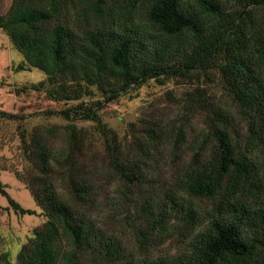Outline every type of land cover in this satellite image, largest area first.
<instances>
[{
    "label": "trees",
    "instance_id": "16d2710c",
    "mask_svg": "<svg viewBox=\"0 0 264 264\" xmlns=\"http://www.w3.org/2000/svg\"><path fill=\"white\" fill-rule=\"evenodd\" d=\"M196 1L200 10L192 11L182 0H122L118 16L109 18L106 28L76 32L57 22L48 26L59 11L58 0H49L43 9L27 0H13L8 13L0 16V28L31 65L47 74L46 80L28 88L43 89L55 100H78L43 113L66 120L74 114L94 120L108 145L112 132L99 115L106 101L149 78L184 76L191 69L214 66L224 55L217 70L224 91L247 121L246 153L237 148L226 115L213 114L208 133L197 139L198 147L191 161L180 167L174 185L163 197L146 196L134 234L142 243L162 244L173 235L171 224L183 217L194 234L168 264H264V207H251L243 198L248 184H264V34H248L234 19L207 31L202 15L223 19L219 1ZM242 1L245 6H264V0ZM144 3L148 7L141 12ZM82 84L97 87L102 97L91 102L80 99ZM0 117L24 119L25 115L0 110ZM68 135L67 144L57 152L42 137L34 139L35 152L25 149L41 177L47 179L59 170L65 184H43L41 177L29 184L45 220L30 242L21 246L20 264H76L79 250L101 252L108 258L120 250L113 237H104L96 228L91 213L107 186L87 184L89 171L74 164V154L82 150L87 134L70 126ZM254 151L263 159L247 154ZM111 165L119 173L127 199L135 185H146L141 184L145 180L138 160H121L111 152ZM0 194L16 213H34L14 200L1 183ZM194 196L219 199L206 209L192 200ZM60 241L67 242V249L57 246Z\"/></svg>",
    "mask_w": 264,
    "mask_h": 264
},
{
    "label": "rangeland",
    "instance_id": "374dc122",
    "mask_svg": "<svg viewBox=\"0 0 264 264\" xmlns=\"http://www.w3.org/2000/svg\"><path fill=\"white\" fill-rule=\"evenodd\" d=\"M33 6L46 8L49 0H27ZM221 17L202 15L208 30L217 28L223 21L235 20L246 33L264 34V6H245L242 0H218ZM192 11L200 10L196 0H182ZM13 0H0V16L6 15ZM59 11L48 26L61 23L76 32L106 28L111 17L118 16L122 0H58ZM144 12L148 5L140 4ZM191 69L184 76L175 75L149 78L132 84L117 97L109 99L99 110L100 122L111 130L109 145L98 131L94 120L74 116L66 120L61 115H46L44 110H59L78 102L77 99L55 100L43 89L28 88L46 80L47 74L29 63L4 28H0V110L24 114V119L0 117V183L21 206L34 210L32 214L16 213L0 194V264H20L17 258L22 245L29 243L34 231L42 225L45 216L33 199L29 184L42 173L33 167L25 149L34 151V139L42 137L53 151L67 144L70 126L87 134L80 152H75V165L88 170L87 184L107 186L91 211L96 228L104 237H113L120 250L112 258L101 252L79 250L76 264H168L185 248L194 234L193 228L183 217L171 224V239L162 244H147L134 234L138 223L137 212L149 193L163 197L173 186L180 167L189 163L198 147L197 139L209 131L213 114L224 113L235 130L237 148L246 153L247 121L237 105L223 89L217 66ZM57 85V84H56ZM87 87V89H86ZM81 97L93 101L102 97L95 86L82 84ZM198 88V89H197ZM201 100V102L199 101ZM206 108H204V106ZM52 131H47V130ZM211 136V134H210ZM234 138V139H235ZM209 147L213 139H208ZM108 146L114 147L107 150ZM111 152L121 160L133 159L141 163L144 185H135L133 196L122 194L123 182L111 165ZM252 159L262 160L259 151L247 153ZM33 158V155H31ZM264 172V169H263ZM256 177V176H255ZM41 180L43 184H65L59 170ZM264 180V179H263ZM46 182V183H45ZM243 198L251 207H264V184H248ZM130 197V196H129ZM202 208L209 209L217 198L191 197ZM127 199V200H126ZM57 246L67 249V242ZM59 264V262H55Z\"/></svg>",
    "mask_w": 264,
    "mask_h": 264
}]
</instances>
